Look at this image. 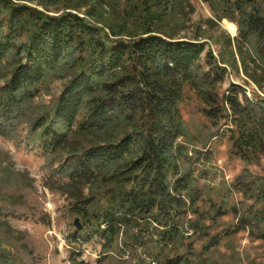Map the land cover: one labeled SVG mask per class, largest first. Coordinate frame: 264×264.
Returning a JSON list of instances; mask_svg holds the SVG:
<instances>
[{
  "label": "trees",
  "instance_id": "16d2710c",
  "mask_svg": "<svg viewBox=\"0 0 264 264\" xmlns=\"http://www.w3.org/2000/svg\"><path fill=\"white\" fill-rule=\"evenodd\" d=\"M203 1L218 20L238 27V36L227 41L236 47L230 60L223 53L217 59L198 38L177 37L180 20L195 12L192 0H66L54 12L50 6L61 0H0V135L14 139L28 125L45 153L68 152L55 171L68 181L73 211L86 223L67 236L70 244L97 235L108 253L123 235L135 252L156 248L159 260L186 236L210 237L227 198L206 208L197 177L182 168L187 88L204 103L215 129L211 138L227 125L230 156L245 164L233 186L251 203L232 232L248 230L264 240V176L247 167L264 155V99L249 98L236 83L222 92L236 52L245 72L251 61L264 73V0ZM260 76L253 81L263 88ZM54 81L62 82L59 94L38 107L42 87ZM186 247L189 256L159 264H205L194 241ZM78 258L74 253L71 262L84 264Z\"/></svg>",
  "mask_w": 264,
  "mask_h": 264
},
{
  "label": "rangeland",
  "instance_id": "374dc122",
  "mask_svg": "<svg viewBox=\"0 0 264 264\" xmlns=\"http://www.w3.org/2000/svg\"><path fill=\"white\" fill-rule=\"evenodd\" d=\"M63 1L66 0L52 4L50 9L54 12L62 8ZM192 3L195 12L180 20L182 25L174 31L177 37L198 38L205 43L206 51H212L217 59L223 53L230 60L228 53L236 51V47L233 45L229 48L227 41L229 37L234 39L238 36V27L237 33L233 34L224 26V21L228 19L218 20L208 3L203 0H192ZM87 9L88 6H82L80 11L86 12ZM236 56V65H226L227 79L222 92L231 83H236L242 86L249 98L264 99V81H261L263 88L253 81V77L259 75L264 79V73L250 60L248 73L245 72L237 52ZM61 88L60 81L45 84L36 105L50 106ZM203 108L204 103L194 91L187 88L181 104L186 134L179 142L185 145L188 156L181 165L184 170L193 171L197 177L196 188L206 208L209 209L214 202L220 203L224 196L227 205L211 226L210 237L196 234L191 238L186 236L183 241L168 246L159 260L178 254L189 256L186 243L194 241L195 255L202 254L200 257L205 259V264H264V240L251 236L248 230L232 232L240 224L239 216L243 213L244 204L251 203L233 186L245 164L230 156L227 125L218 130V137L211 138L215 129L204 116ZM28 128V125L21 127L14 139L0 135V212H7L0 215V264H74L71 262L74 253L79 255L78 261L84 264H159V260L154 258L156 248L147 250L143 245L135 252L131 246H126L127 237L123 235L108 253L102 252L97 235H90L89 242L70 244L67 241L68 235L86 227L81 216L73 211L74 198L65 187L68 181L55 171L65 161L68 152L45 153L38 147L35 138H30ZM75 139L79 140L74 135L72 140ZM247 167L253 174L264 176V155L259 163ZM85 193L89 194L87 188ZM212 209V214H217L215 206ZM77 218L81 229L75 225ZM227 230H231L230 234H223L222 231ZM191 234L193 231L189 230L188 235ZM215 235H221L219 244L205 252L204 246L210 244V239ZM154 239H157L156 236ZM195 255L193 259L198 258Z\"/></svg>",
  "mask_w": 264,
  "mask_h": 264
},
{
  "label": "bare ground",
  "instance_id": "6f19581e",
  "mask_svg": "<svg viewBox=\"0 0 264 264\" xmlns=\"http://www.w3.org/2000/svg\"><path fill=\"white\" fill-rule=\"evenodd\" d=\"M224 26L233 34L237 33V25L229 20L224 21Z\"/></svg>",
  "mask_w": 264,
  "mask_h": 264
},
{
  "label": "water",
  "instance_id": "95a60500",
  "mask_svg": "<svg viewBox=\"0 0 264 264\" xmlns=\"http://www.w3.org/2000/svg\"><path fill=\"white\" fill-rule=\"evenodd\" d=\"M75 225H76V227H77L78 229H81V228H82V227H81V224L79 223V219H78V218L75 220Z\"/></svg>",
  "mask_w": 264,
  "mask_h": 264
}]
</instances>
